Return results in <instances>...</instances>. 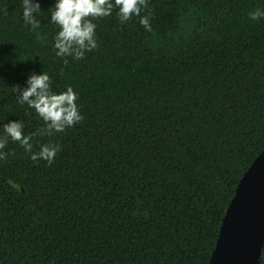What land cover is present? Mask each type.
Here are the masks:
<instances>
[{
    "label": "trees",
    "instance_id": "16d2710c",
    "mask_svg": "<svg viewBox=\"0 0 264 264\" xmlns=\"http://www.w3.org/2000/svg\"><path fill=\"white\" fill-rule=\"evenodd\" d=\"M40 0H0V135L19 119L55 158L9 140L0 159L4 264H208L235 187L264 149V0H147L139 17L95 18L97 47L77 60L52 47ZM65 58L67 63L64 62ZM47 71L71 85L83 119L47 135L13 86ZM257 264H264V241Z\"/></svg>",
    "mask_w": 264,
    "mask_h": 264
},
{
    "label": "clouds",
    "instance_id": "9594fccd",
    "mask_svg": "<svg viewBox=\"0 0 264 264\" xmlns=\"http://www.w3.org/2000/svg\"><path fill=\"white\" fill-rule=\"evenodd\" d=\"M146 7L147 0H55L54 7L49 9L51 22L58 26L52 42L55 55L66 57L72 53L79 60L86 52L96 48L95 18L110 16L114 9L120 21L126 22L138 16L140 24L146 30H151L150 15H141ZM20 8L23 22L31 25L32 29L38 27L40 22L33 13L39 14L42 11L40 0H21ZM249 16L253 20L264 17V9L257 8ZM64 62L67 63L66 58ZM51 79L47 71H32L26 76L23 88L19 84L13 86V90L19 92L17 102L34 109L44 122L48 136L54 132H63L66 127L83 119L77 103L78 93L71 85L60 91L53 90ZM2 128L0 159L7 155L4 149L9 140L18 142L33 160L44 159L51 163L59 150L56 143L48 142L39 144L38 150L34 151L32 138L45 133L39 129L37 132L26 133L25 123L19 119L8 120Z\"/></svg>",
    "mask_w": 264,
    "mask_h": 264
},
{
    "label": "water",
    "instance_id": "95a60500",
    "mask_svg": "<svg viewBox=\"0 0 264 264\" xmlns=\"http://www.w3.org/2000/svg\"><path fill=\"white\" fill-rule=\"evenodd\" d=\"M263 241L264 149L235 187L208 264H257Z\"/></svg>",
    "mask_w": 264,
    "mask_h": 264
}]
</instances>
